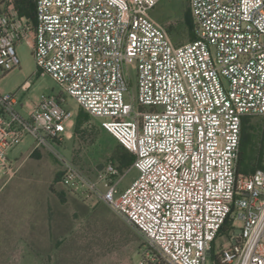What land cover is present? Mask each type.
<instances>
[{"label": "built area", "instance_id": "2783aa9c", "mask_svg": "<svg viewBox=\"0 0 264 264\" xmlns=\"http://www.w3.org/2000/svg\"><path fill=\"white\" fill-rule=\"evenodd\" d=\"M161 1L36 0L35 25L0 9V76L20 67L16 45L32 37L38 73L134 155L139 176L124 191L114 165L89 176L61 151L65 98L24 104L18 93H0V173L31 137L74 196L138 231V264H264V170L238 172L243 122L264 118V0H189L196 39L180 47L150 18Z\"/></svg>", "mask_w": 264, "mask_h": 264}, {"label": "rangeland", "instance_id": "374dc122", "mask_svg": "<svg viewBox=\"0 0 264 264\" xmlns=\"http://www.w3.org/2000/svg\"><path fill=\"white\" fill-rule=\"evenodd\" d=\"M10 5L16 9L14 0H0V9ZM188 12L189 0H162L149 15L180 47L196 39ZM16 53L20 67L0 76V93H18L24 104H37L44 95L65 98L64 105L72 111L73 120L70 137L61 150L64 156L93 178L107 166H117L116 138L63 94L49 75L38 73L33 38L17 44ZM130 79L133 93L137 88L136 64L131 66ZM26 82L31 86L23 92L21 87ZM80 113L83 120L77 118ZM251 121L254 151L259 159L264 118L254 117ZM33 144L28 137L14 151L13 172L0 173V264H138L145 246L138 231L106 204L76 197L57 182L59 164L46 150L32 151ZM255 165L250 173L264 169V155ZM118 172L114 181L120 191L139 176L132 166ZM225 241L219 239L214 248ZM208 264H212L211 259Z\"/></svg>", "mask_w": 264, "mask_h": 264}, {"label": "trees", "instance_id": "16d2710c", "mask_svg": "<svg viewBox=\"0 0 264 264\" xmlns=\"http://www.w3.org/2000/svg\"><path fill=\"white\" fill-rule=\"evenodd\" d=\"M16 4V10L21 17H26L34 25L36 24V0H14ZM188 19L191 25L190 14L188 12ZM192 27V25H191ZM86 113V112H85ZM80 117V120H83L85 117L80 113L77 118ZM252 118H246L243 122L242 129V139L240 146V155L238 161V172L243 175H251L250 171H253V168L256 167V160L259 161L260 157L264 155V143L259 152V159H256V154L254 151V143L252 137V130L254 126L251 121ZM81 122V121H80ZM118 142V141H117ZM119 143V142H118ZM115 146V155L114 159L117 161L118 165L116 166L119 170L128 169L133 165L135 160L134 155L125 149L120 143L114 144ZM115 166V165H114ZM264 170V169H263ZM60 181V174L57 177V182ZM227 227L223 228V232L227 231Z\"/></svg>", "mask_w": 264, "mask_h": 264}]
</instances>
